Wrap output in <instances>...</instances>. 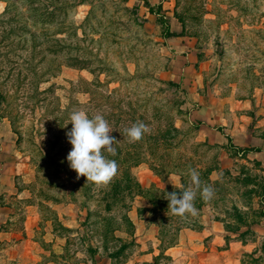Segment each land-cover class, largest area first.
<instances>
[{
  "label": "rangeland",
  "instance_id": "1",
  "mask_svg": "<svg viewBox=\"0 0 264 264\" xmlns=\"http://www.w3.org/2000/svg\"><path fill=\"white\" fill-rule=\"evenodd\" d=\"M145 4L0 0V212H11L16 230L32 226L44 238L54 227L67 235L62 252L44 253L53 264H105L108 254L119 264L142 241L153 242L151 231L169 244L180 228H201L209 216L233 231L264 219L262 162L238 153L219 119L228 115L226 97L248 99L237 120L262 124L254 129L264 135V0H163L153 15ZM55 5L66 11L47 17L32 8ZM165 21L184 36H165ZM57 27L67 32L53 33ZM56 36L67 43L58 54L48 47ZM196 50L202 61L189 67ZM80 110L103 115L113 129L117 174L127 168L131 177L117 199V174L97 186L66 163L73 147L67 116ZM137 122L150 131L129 142L125 129ZM190 168L214 195L197 192V214L174 215L165 194L191 186ZM11 246L0 241V251ZM170 259L161 255L155 264Z\"/></svg>",
  "mask_w": 264,
  "mask_h": 264
},
{
  "label": "crops",
  "instance_id": "2",
  "mask_svg": "<svg viewBox=\"0 0 264 264\" xmlns=\"http://www.w3.org/2000/svg\"><path fill=\"white\" fill-rule=\"evenodd\" d=\"M148 1L151 5L163 4V0ZM145 6L148 9L147 15H153L154 12L150 11L149 6L147 4ZM165 15L168 16L167 13ZM169 25L171 30L178 32V34L169 37L184 36L182 28H173L171 24ZM188 53L190 57H195L193 60L190 59L189 67L198 66L202 59L199 58L197 50L194 55L192 52ZM226 98L230 101V110L227 108L228 115L223 113L219 116L220 121L226 125L225 130L231 135L235 143L240 146H258L260 148L250 150L247 155L261 160L264 173V135H259L257 129H254L262 124L257 123L253 125L255 127H248L237 120V110L249 107L250 100L234 98L233 94ZM226 100L222 104L223 110L226 107ZM239 134L240 136H238ZM219 141H223V139ZM0 215H2L0 216V241L14 242L15 245L11 246L13 250L10 252L0 251V264H53V259H48L44 253L63 251L64 242L67 241L68 236L58 233L54 227L47 230L44 238L37 237V228L32 226L26 225L22 230L20 229L21 231L13 228L14 218L11 212H0ZM203 223L205 225L201 228L189 226L180 228L175 233L176 236L172 238L174 241L169 244L164 243V238L159 234V230L153 234L151 231L148 239H153V242L142 241L139 253L119 264H155L161 255L171 258L173 264H248L247 256L254 260H252L254 264H264V219L239 231L227 229L225 225L220 224L210 216ZM6 224L8 225L5 226ZM64 225L73 228L67 221L64 222ZM247 233H251L252 236L247 238ZM144 237L140 236L139 239ZM43 240L51 242L50 247H47L48 249L43 246ZM103 258L106 260H102L105 261V264L114 263L113 258L109 255ZM92 264L99 263L93 262Z\"/></svg>",
  "mask_w": 264,
  "mask_h": 264
},
{
  "label": "clouds",
  "instance_id": "3",
  "mask_svg": "<svg viewBox=\"0 0 264 264\" xmlns=\"http://www.w3.org/2000/svg\"><path fill=\"white\" fill-rule=\"evenodd\" d=\"M72 129L66 133L68 142L73 146L66 159L69 166L80 177H86L87 182L91 181L97 186L109 184L118 172V164L115 160L108 159L103 153L106 151L115 155V137L110 136L113 129L103 115L96 114L93 117L83 111H74L70 115ZM150 130L143 122H137L130 128L125 129L129 142H136L143 138ZM191 186L183 190L180 195L176 192L166 193L165 199L169 200V210L174 215L184 216L191 214L195 216L197 209L194 201L197 192L205 200H210L213 189L207 185L201 188L199 173L195 169H189ZM174 187L175 184L170 178Z\"/></svg>",
  "mask_w": 264,
  "mask_h": 264
},
{
  "label": "trees",
  "instance_id": "4",
  "mask_svg": "<svg viewBox=\"0 0 264 264\" xmlns=\"http://www.w3.org/2000/svg\"><path fill=\"white\" fill-rule=\"evenodd\" d=\"M80 3H84V1H81ZM145 3L149 6V9H150V11H152V12H156V13H158L159 11H157L158 9H156L155 8V5H151L150 4V2L148 1V0H145ZM41 6V5H40ZM32 8H33V10H36V12L38 11V9H39V11H38V13H39V16H47V17H53V16H55L56 15V13L57 12H61V11H66V7L65 6H61V5H59V6H52L51 8H49V7H47V6H43V7H38V8H36V7H34V6H32ZM60 23V22H59ZM165 23H166V21H165ZM54 32L53 33H56V34H58V33H63V32H67V30H65L64 28H61V27H57V28H54V30H53ZM83 31H85V30H83ZM165 36H172V35H176V34H178V32L177 31H173V30H171L170 29V25H169V23H168V21H167V23H166V27H165V30H164V33H163ZM66 45H67V43L65 42V38H63V37H59V36H56L55 38H53V40H51V44L48 46L49 47V49L52 51V52H54V53H56V54H58V52L60 51V50H65V48H66ZM69 45V44H68ZM48 68H51V67H48ZM93 71V70H92ZM53 74H54V72H52ZM35 74H36V76L38 77V82L39 81H41V80H43L44 79V77H43V74L42 73H37L36 71H35ZM69 108V107H68ZM114 111V110H113ZM111 112V114H113L114 112ZM89 113V112H88ZM87 113V114H88ZM89 115V114H88ZM90 117V116H89ZM66 118V117H65ZM65 118H63L61 121H60V123H58L59 124V126H60V128H61V130H60V132H62L64 129H65V127H64V125H65ZM67 118H70V116H67ZM91 118V117H90ZM69 125H72V123H68ZM63 136H64V134H62ZM61 134H60V136L57 138L58 140H61V138L63 139V136H62ZM67 137V136H66ZM227 137L228 138H230V136L229 135H227ZM234 146V145H233ZM235 148H236V150H237V152L238 153H241V154H243L244 156L250 151V150H256V149H260L258 146H252V147H245V146H234ZM108 159H111V160H115V161H118L119 160V156H120V154L119 153H115V155H111V154H109V153H107V152H104L103 153ZM67 157V156H66ZM255 162H258V163H260L261 164V162L259 161V160H255ZM66 163H68L69 164V162L67 161V159H66ZM262 169H263V167H262ZM130 174H129V170L127 169V168H124L123 169V171H122V173H118L117 174V176H119V177H117L116 176V178L114 179V181L112 182V185H111V190L113 191V199H117L118 197H119V193L120 192H122L125 188H124V186H121L120 184H121V182L123 181V178H124V176H126V178H127V176H128V180H130V176H129ZM126 178H124V180H127ZM111 190H109V191H107L106 192V195H105V197H104V200H106L107 201V203L108 202H110V194H109V192L111 191ZM247 224H249V222L247 223ZM251 225V224H250ZM67 228H70V227H68V226H66ZM111 258H114V255H112V254H108Z\"/></svg>",
  "mask_w": 264,
  "mask_h": 264
}]
</instances>
